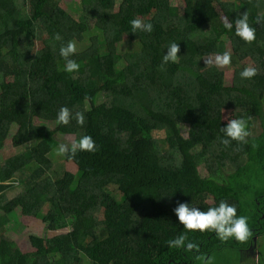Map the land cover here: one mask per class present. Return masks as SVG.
Wrapping results in <instances>:
<instances>
[{
    "label": "trees",
    "instance_id": "trees-1",
    "mask_svg": "<svg viewBox=\"0 0 264 264\" xmlns=\"http://www.w3.org/2000/svg\"><path fill=\"white\" fill-rule=\"evenodd\" d=\"M60 3L0 0V150L14 125V139L29 142L0 157V264H201L251 247L264 236V98L239 73L250 65L264 82V0H80L72 13ZM244 12L248 43L234 35ZM134 18L152 31L133 34ZM69 40L79 67L66 73L58 50ZM170 43L177 60L161 64ZM223 45L230 84L204 61ZM62 106L66 125L55 119ZM223 110L246 119L245 143L219 142ZM56 135L88 136L94 150L59 155L57 166ZM221 200L248 217L246 241L197 231L185 235L197 249L168 246L183 232L177 202L206 210ZM22 218L45 224L31 251L12 238ZM51 224L60 233L48 236Z\"/></svg>",
    "mask_w": 264,
    "mask_h": 264
},
{
    "label": "clouds",
    "instance_id": "clouds-1",
    "mask_svg": "<svg viewBox=\"0 0 264 264\" xmlns=\"http://www.w3.org/2000/svg\"><path fill=\"white\" fill-rule=\"evenodd\" d=\"M257 22H260L259 19ZM234 35L239 37L242 41L251 42L254 36V29L248 24L247 12L240 15L239 19L235 20ZM131 32L134 34L137 31L151 32L152 24L142 22L138 18L129 21ZM224 27L231 29L232 25L225 22ZM59 34H54L53 40H60ZM179 46L176 43H170L167 47L166 53L161 57V64L174 63L177 60V53ZM76 47L72 40L67 41L59 47L58 54L64 61L63 71L66 73L78 70L79 65L70 57L75 53ZM214 63L218 67L226 66L230 63V57L227 52L217 55ZM256 74V69L251 67L244 68L240 73L242 79L251 78ZM56 123L58 125H66L69 121V111L66 107H60L56 114ZM83 116L81 113H75V120L77 124L83 123ZM221 135L218 137L219 142L227 146L232 141L237 143H245L246 137L249 136L246 119L241 116L234 119L227 120V123L220 127ZM93 151L94 144L90 137L83 136L79 141H73L70 145L59 144L57 147V155H64L65 153L74 154L76 151ZM176 221L183 229L181 235L169 240L168 246L184 247L185 251L197 249V245L192 242L185 243V235L190 232H209L214 233L216 238L221 242L234 239L238 242L246 241L250 236V229L248 226V217L237 214V207L234 204L226 203L221 200L214 207H208L206 210L193 206L190 202H177L172 209ZM197 260L202 264H212V257H205L203 255L197 256Z\"/></svg>",
    "mask_w": 264,
    "mask_h": 264
},
{
    "label": "rangeland",
    "instance_id": "rangeland-1",
    "mask_svg": "<svg viewBox=\"0 0 264 264\" xmlns=\"http://www.w3.org/2000/svg\"><path fill=\"white\" fill-rule=\"evenodd\" d=\"M121 1L122 0H117V6L121 3ZM171 1L173 4H178L179 0H171ZM60 2H61L60 3L61 6L66 11L72 13L75 9H77V7L80 3V0H60ZM228 47L229 46L223 45L219 51V55L227 52L225 50H227ZM214 60L215 59H212V58H205L204 59L205 63L215 64ZM248 67H250V65H248ZM218 68L225 73V81L227 84H230L232 81V77H233V70L231 69V66L229 67L228 65H226V66H222V67H218ZM251 68H253V67L251 66ZM248 79H249L255 93L260 98H264V82L260 79L258 70H256V74L254 76H252L251 78H248ZM234 118L235 117H234L233 112L231 110H223L221 112V119H222V122L224 124L227 123V120L234 119ZM34 123L36 125H39V126H44L48 130H53L57 126L56 123L47 122V121H44L41 119H36L34 121ZM17 129H18L17 125H14L11 127L10 133L7 136V139L5 140L2 149L0 150L1 160H5V159L12 157V156H14V155H16V154H18L24 150H27L29 148V142H28L27 138H23V139H19V140L14 139V136L17 132ZM184 133H186V132H184ZM156 137L161 139L163 137V133H156ZM55 138L58 140L59 144H64L66 146L70 145L73 141H76L75 137L72 135H56ZM51 158L57 162V166L59 164H61V161H60L59 155H57V152L52 153ZM64 167L72 173L75 172V169L71 164H65ZM49 210H50V207L47 208V210L45 212L47 213V212H49ZM15 213L17 215H20L19 210H17ZM41 220L42 219L29 218V220H28V219L22 218L24 228L22 230H12V232L15 236L12 238H15V241L17 242V245L21 250H23V251L24 250H27V251L30 250V245H29V237L30 236H41L46 231L45 230V224ZM66 230L67 229H65V231ZM57 233H60V232L55 231L54 224H51L50 228L46 234L48 236H54ZM263 243H264V241H263ZM86 264H88V263H86Z\"/></svg>",
    "mask_w": 264,
    "mask_h": 264
},
{
    "label": "crops",
    "instance_id": "crops-1",
    "mask_svg": "<svg viewBox=\"0 0 264 264\" xmlns=\"http://www.w3.org/2000/svg\"><path fill=\"white\" fill-rule=\"evenodd\" d=\"M263 241L264 236H258L251 247L245 250L238 252L220 251L216 256H212V264H264Z\"/></svg>",
    "mask_w": 264,
    "mask_h": 264
}]
</instances>
